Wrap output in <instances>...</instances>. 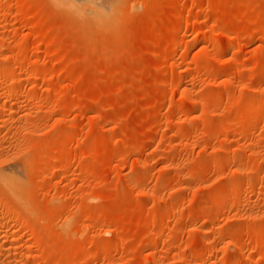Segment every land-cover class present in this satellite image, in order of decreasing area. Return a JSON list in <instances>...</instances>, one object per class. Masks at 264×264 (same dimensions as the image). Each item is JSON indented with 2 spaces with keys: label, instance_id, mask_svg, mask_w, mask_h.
Returning a JSON list of instances; mask_svg holds the SVG:
<instances>
[{
  "label": "rangeland",
  "instance_id": "1",
  "mask_svg": "<svg viewBox=\"0 0 264 264\" xmlns=\"http://www.w3.org/2000/svg\"><path fill=\"white\" fill-rule=\"evenodd\" d=\"M0 264H264V0H0Z\"/></svg>",
  "mask_w": 264,
  "mask_h": 264
},
{
  "label": "bare ground",
  "instance_id": "2",
  "mask_svg": "<svg viewBox=\"0 0 264 264\" xmlns=\"http://www.w3.org/2000/svg\"><path fill=\"white\" fill-rule=\"evenodd\" d=\"M92 3H93V2H92ZM105 18H106V17H105ZM14 172H15V171H14ZM5 173H8V175H10V173H9V172H6V171H5ZM5 173H4L3 175H5V176H6L7 174H5ZM13 174H14V173H13ZM15 174H16V173H15ZM1 177H2V176H1ZM3 178H4V177H3ZM6 178H7V177H6ZM6 178H5V179H6ZM9 178H10V176H9Z\"/></svg>",
  "mask_w": 264,
  "mask_h": 264
}]
</instances>
